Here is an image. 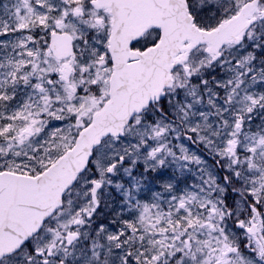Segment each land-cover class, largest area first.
<instances>
[{"label":"snow or ice","instance_id":"obj_1","mask_svg":"<svg viewBox=\"0 0 264 264\" xmlns=\"http://www.w3.org/2000/svg\"><path fill=\"white\" fill-rule=\"evenodd\" d=\"M0 264H264V0H0Z\"/></svg>","mask_w":264,"mask_h":264}]
</instances>
